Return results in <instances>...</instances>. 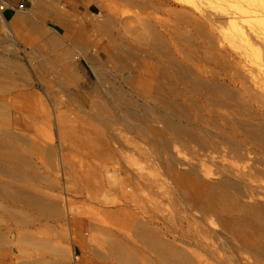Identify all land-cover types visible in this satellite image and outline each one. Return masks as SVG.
<instances>
[{
  "label": "rangeland",
  "instance_id": "obj_1",
  "mask_svg": "<svg viewBox=\"0 0 264 264\" xmlns=\"http://www.w3.org/2000/svg\"><path fill=\"white\" fill-rule=\"evenodd\" d=\"M18 1L16 15L12 19L5 16L6 7L0 8V38L5 41L7 51H17V58L28 69L30 84L24 88L38 91L46 100L56 101L62 112L68 107L77 108V100L106 98L110 80L122 85L130 96L138 100L140 105L137 109L143 111L144 100L149 99L135 87L142 83L136 66L144 55H152L157 26L165 32L162 42L165 39L171 48L175 42L184 53V48L196 49L197 44L183 40L181 34L201 35L207 39L211 31L206 19L214 17L220 24L215 31L212 30L220 53L229 57V51L238 53L243 48L242 41L232 34L230 19L236 16L243 20L238 6L245 0H44L50 12L48 22L34 10L41 0ZM2 3L6 6L0 0V5ZM61 10L68 12L85 32H95L96 39L91 45H69L70 42L66 41L54 48L40 37L43 30L49 31L48 36L62 37V30L51 20ZM258 39L261 54L252 53L248 57V64L255 68L260 62L264 63V39ZM198 49L205 48L198 46ZM59 52L64 53L63 56L57 57ZM74 53L80 57L73 59ZM72 70L77 73L69 76ZM98 72L107 73L109 78L100 80ZM259 76L264 78V70ZM19 89L8 83L0 89V100H14V92H19ZM201 108L200 100L189 107L190 128L201 136L220 139V127L229 130L230 125L220 115L209 114ZM238 117L250 118L252 122L260 120L252 112ZM184 121L187 123L188 119ZM237 121L241 126L236 135L243 137L245 128L242 120ZM84 123L81 117L75 121V132L67 138L64 148L67 161L63 163L59 148L55 157L52 160L47 158L44 163L36 160L35 156L42 178L40 182L32 175L14 181L34 193H51L60 207L59 212L42 216L33 209L12 205L0 198V264H55L59 256L54 248L58 246L68 250L62 258L64 264H106L104 257L100 256L102 247L98 244L99 211L122 195V185H128L129 191L133 188V193L140 196L137 203L143 211L137 212L134 206L118 211L115 207L107 214L115 221L120 219L128 227L131 222L134 226L145 223L149 232L158 234L166 243L183 248L198 264L220 263L203 247L175 236L187 231L203 237L215 248L221 243L216 236L223 232V223L231 216L201 205L200 195L194 193L191 186L199 181L222 184L230 180L239 183L241 193L248 196L241 195L238 187L227 185L231 194L256 205L264 218V161L260 152L241 158L225 151H203L196 142L188 141L187 135L177 137L164 132L158 136L146 131L140 134L131 129H115V135H121L115 145L110 144L109 160L104 163L95 157L93 150L71 144L73 139L80 140L89 133L83 131ZM156 124L164 126L161 122ZM97 129L105 135L108 128L99 123ZM40 134L49 144L59 143L55 122L42 124ZM70 208L73 214L69 213ZM127 211H131L130 214ZM11 212L17 213L18 217L12 216ZM242 220L244 232L248 237H254L255 220L246 215ZM223 236L232 244L238 243L225 233ZM134 241L133 253L139 264H176L153 245L137 238ZM240 258L238 264H255L252 254L245 252Z\"/></svg>",
  "mask_w": 264,
  "mask_h": 264
},
{
  "label": "bare ground",
  "instance_id": "obj_2",
  "mask_svg": "<svg viewBox=\"0 0 264 264\" xmlns=\"http://www.w3.org/2000/svg\"><path fill=\"white\" fill-rule=\"evenodd\" d=\"M44 4V0H41L34 10L42 20L48 22L49 7ZM3 6L4 3L0 8ZM238 13L243 20L232 16L230 25L233 36L242 41L243 48L238 53L229 51L227 54L229 57L220 53L216 47L215 34L212 30L215 31L220 24L214 17L206 19L211 31L207 39L201 35L195 37L185 32L181 34L180 38L183 40L197 44L196 49L189 46L184 48V53L180 52L179 44L173 42L171 48L165 39L162 42V35L165 32L163 33L157 26L152 55H144L136 66L142 77V83L135 87L149 99L144 100L141 112L137 109L140 105L139 101L130 96L127 90L114 80H110L111 87L107 89L106 98L92 97L77 100L79 102V104L75 103L77 108L67 106L68 109L62 112L61 106H58L56 101L46 100L38 91L24 88L26 84H30L28 69L17 58V51L15 49L7 51L4 47L5 41L0 38V89L6 87L8 83L20 88L19 92H14V100H0V198L12 205L33 209L42 216L60 211L51 193H34L15 184L14 181L32 175L40 182L42 178L38 173L37 163L38 161L44 163L47 158L52 160L57 148L61 151L63 163L67 161L64 148L67 138L72 137L75 132V121L80 117L85 121L82 125L83 131L89 133L80 140L73 139L71 144L93 150L95 157L100 158L104 163L109 160L107 155L110 144L115 145L118 136L121 135V133L115 135L113 132L115 129L121 131L131 129L140 134L146 131L158 136L164 132L177 137L187 135L188 141L196 142L203 151H225L241 158L252 152H260L264 161V78L259 76L264 70V63L260 62L258 68L248 64V57L252 53L261 54L258 38L264 39V0H245L238 6ZM2 17L5 19V16ZM51 20L62 30V37L48 36V30H43L40 37L54 48H58L66 41L70 42L69 45L80 43L88 47L96 39L94 31L85 32L79 28L75 19H72L66 11H57V15ZM198 38L201 40H196ZM198 46L205 49H198ZM95 50L98 51L97 47ZM63 54L59 52L57 57ZM79 57V54L74 53L73 59ZM76 73L72 70L69 76H74ZM99 75L100 80L109 78L105 72ZM196 100L202 101L201 109L208 111L209 114L220 115L230 125L229 130L220 127V139H213L209 135L201 136L190 128L189 107L195 105ZM250 112L256 113L260 120L252 122L250 118L238 117L239 114L245 115ZM185 118L188 119L187 123L184 121ZM238 119L242 120L241 123L245 128L243 137L236 135V131L241 126ZM52 122L57 124L59 131L58 144H49L40 134L41 125L45 123L51 125ZM158 122L163 123V128L156 124ZM99 123L108 128L105 135L98 132ZM39 184L38 187L43 190ZM227 185L238 187L240 191V184L230 180L223 181L222 184L199 181L191 186L192 191L200 195L201 205L208 210L231 216V219L224 221L223 232L216 236L221 243L213 248L203 237L187 231H182L175 237L203 247L220 264H238L241 254L245 252L254 256L255 264H264L262 212L256 205L242 201L231 194ZM126 186H120L122 195L107 203L102 209L106 214L102 210L99 211L98 244L102 247L100 256L104 257L103 262L139 264L132 248V243H135L134 238H137L158 248L160 252L165 253L167 259L176 264H198L183 248L166 243L158 234L149 232L145 223L134 226L131 222L128 223V227L119 218L115 221L107 214L109 211L113 212L115 207L118 211L134 206L137 212L143 211V207L137 203L140 196L133 193V188L129 191ZM240 194L244 197L248 196L245 192L240 191ZM16 212L20 213V210ZM129 212L131 211H127L128 214ZM17 213L11 212V215L18 217ZM69 213H74L72 208L69 209ZM132 213L134 214L133 211ZM243 215L255 220L254 237H248L244 232ZM224 233L238 243L232 244L229 238L224 239ZM166 250L169 252L166 253ZM54 252L59 256L55 264H64L62 258L68 250L58 246L54 248Z\"/></svg>",
  "mask_w": 264,
  "mask_h": 264
},
{
  "label": "crops",
  "instance_id": "obj_3",
  "mask_svg": "<svg viewBox=\"0 0 264 264\" xmlns=\"http://www.w3.org/2000/svg\"><path fill=\"white\" fill-rule=\"evenodd\" d=\"M6 3V10H5V16L7 18H14L16 15V11H17V6L19 5V1L18 0H2Z\"/></svg>",
  "mask_w": 264,
  "mask_h": 264
},
{
  "label": "built area",
  "instance_id": "obj_4",
  "mask_svg": "<svg viewBox=\"0 0 264 264\" xmlns=\"http://www.w3.org/2000/svg\"><path fill=\"white\" fill-rule=\"evenodd\" d=\"M5 6H3L2 8H4Z\"/></svg>",
  "mask_w": 264,
  "mask_h": 264
}]
</instances>
